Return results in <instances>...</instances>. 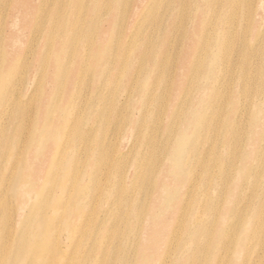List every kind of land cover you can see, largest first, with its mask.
Segmentation results:
<instances>
[{
    "label": "bare ground",
    "instance_id": "bare-ground-1",
    "mask_svg": "<svg viewBox=\"0 0 264 264\" xmlns=\"http://www.w3.org/2000/svg\"><path fill=\"white\" fill-rule=\"evenodd\" d=\"M10 1L0 264H264V0Z\"/></svg>",
    "mask_w": 264,
    "mask_h": 264
},
{
    "label": "rangeland",
    "instance_id": "rangeland-1",
    "mask_svg": "<svg viewBox=\"0 0 264 264\" xmlns=\"http://www.w3.org/2000/svg\"><path fill=\"white\" fill-rule=\"evenodd\" d=\"M13 3L12 0L10 1V4ZM17 8H12L11 5L7 8H5L4 11H6V14H3L5 12H2V8H0V43H2V32L5 31V43L9 51L17 50V48L24 49L25 48V43L27 39V34H28V29L26 28L29 18H28V12L25 8H20V6H16ZM6 15V16H5ZM16 17L18 18L17 25H13V22H16ZM3 18V19H2ZM4 20V21H3ZM4 23V24H3ZM4 25V26H3ZM19 27L21 30H19ZM12 34L13 36L20 37V43L17 42V46L13 47L11 44V39H12ZM15 39V40H16ZM14 41V39H13ZM114 137L116 136L115 134L113 135ZM126 141V140H125ZM126 143V142H124Z\"/></svg>",
    "mask_w": 264,
    "mask_h": 264
}]
</instances>
